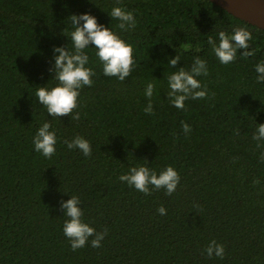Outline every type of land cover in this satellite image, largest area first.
<instances>
[{"label":"trees","instance_id":"obj_1","mask_svg":"<svg viewBox=\"0 0 264 264\" xmlns=\"http://www.w3.org/2000/svg\"><path fill=\"white\" fill-rule=\"evenodd\" d=\"M116 6L134 13V28L118 27L109 15ZM86 13L132 46L133 71L124 82L105 76L89 46L94 83L80 90V120L53 118L35 92L57 86L54 48L74 51L70 17ZM236 27L252 34L255 55L238 49L223 65L208 39L219 43L220 31L231 36ZM196 57L207 61L209 74L196 78L208 96L177 109L167 77L190 70ZM262 62L264 30L209 0H0V264H264V148L252 138L264 124L255 71ZM148 82L155 84L152 115L144 112ZM45 122L57 138L51 159L33 145ZM76 136L90 142V157L64 143ZM139 166L157 174L172 166L177 190L146 196L118 179ZM72 195L85 223L107 229L102 247L90 238L71 250L61 202ZM213 240L224 246L223 259L207 256Z\"/></svg>","mask_w":264,"mask_h":264},{"label":"clouds","instance_id":"obj_2","mask_svg":"<svg viewBox=\"0 0 264 264\" xmlns=\"http://www.w3.org/2000/svg\"><path fill=\"white\" fill-rule=\"evenodd\" d=\"M119 3L120 0H117ZM112 19L120 21L118 27L122 30L134 28L136 19L134 13L122 7H113L110 14ZM71 22L74 31L71 32V41L74 51L66 50L64 47L54 48V80L57 86L51 89L40 86L35 95L38 102L44 106L50 117L60 118L70 116L71 120L79 121L80 113L75 111L79 107L78 98L80 90L85 86H93V69L86 67L89 62L88 55L84 52L89 46L95 47L96 56L102 64L103 73L108 77H115L120 82L126 81L131 75L134 66L133 48L122 40L110 28L99 24L97 18L91 14L72 15ZM81 21L84 23L81 24ZM65 31V30H64ZM64 33V32H63ZM219 43L209 37L208 43L212 46L215 56L223 65H228L236 60L237 50L243 49L242 56L248 58L255 55V50L249 51V43L252 34L244 28L236 27L233 34L229 36L224 31L218 33ZM181 61L180 55L171 58L170 68H175ZM258 74L257 83L264 84V62L255 66ZM207 61L196 57L190 70L185 67L177 69L168 77L170 91L167 93L170 103L177 109H185V101L189 98L205 99L208 96L206 85L202 86L196 78L207 76ZM155 84L148 82L145 88V96L149 98L148 105L144 108L145 114H154L151 98L154 94ZM75 113V114H74ZM34 116V113H33ZM184 133L191 132V126L186 122H181ZM51 123L45 122L37 130L33 138V145L36 152L51 159L56 152L57 138L54 131H50ZM258 148H264L259 142L264 140V124H258L256 133L253 135ZM69 150L78 149L85 157L92 155V146L88 140L81 136H76L71 141L65 140ZM260 161L264 163V151L260 153ZM121 182H127L130 187L147 195H151L153 190L165 189V194L171 196L180 183L179 173L168 166L159 174L147 166L131 167L127 174H122L118 178ZM259 184V180L255 181ZM81 201L78 196L72 195L71 199L61 202V209L65 211L68 218L63 225V234L69 240L71 250L76 251L88 245L91 238V247H102V241L108 234L107 229L97 232L95 228L82 220L84 212L79 206ZM198 207V206H197ZM160 215H166V209L161 206L157 209ZM205 252L209 258L215 256L221 259L225 256V248L215 240L206 247Z\"/></svg>","mask_w":264,"mask_h":264},{"label":"water","instance_id":"obj_3","mask_svg":"<svg viewBox=\"0 0 264 264\" xmlns=\"http://www.w3.org/2000/svg\"><path fill=\"white\" fill-rule=\"evenodd\" d=\"M233 16L264 30V0H209Z\"/></svg>","mask_w":264,"mask_h":264}]
</instances>
